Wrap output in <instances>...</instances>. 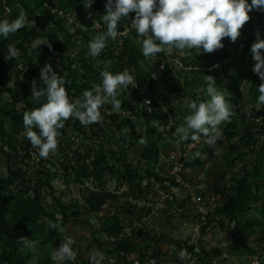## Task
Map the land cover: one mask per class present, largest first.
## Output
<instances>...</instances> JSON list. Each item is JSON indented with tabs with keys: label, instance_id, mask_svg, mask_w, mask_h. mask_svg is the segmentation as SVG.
Here are the masks:
<instances>
[{
	"label": "trees",
	"instance_id": "1",
	"mask_svg": "<svg viewBox=\"0 0 264 264\" xmlns=\"http://www.w3.org/2000/svg\"><path fill=\"white\" fill-rule=\"evenodd\" d=\"M247 3L251 4V0H247ZM105 4L106 0H94L92 7L86 10L82 0H0V21L7 19L11 23L18 17L22 8L27 13L28 21L35 22V27L28 23L7 38L0 35V167L2 163L6 164V172H1L4 177L0 178V264H12L19 261L21 254H26L28 249L20 251L22 244L18 240L21 237L43 244L56 236L60 226L67 224L73 217L81 216L78 209L73 210V206L63 201L65 197L63 192L66 191L62 190L60 195H56L59 190L54 185L55 180L63 178L68 184L69 179L73 177V183L87 194L85 197L87 210L93 214H99L111 199L115 201L126 196L146 197L153 193V187L157 183L163 184L168 180L162 175L165 163L161 162L163 151L160 142L164 140L165 134L174 141H178L179 137L175 130H168L166 119L148 120L139 117L140 119H136L138 122H135L131 116L124 114L136 103L135 95L127 94L125 89H121L117 97L122 102L120 111H114L111 103L101 107L100 111L105 121L103 126L94 123L85 127L78 120L72 118L67 120L65 126L58 130L60 136L56 154L50 155L47 159L39 157V150L32 147L25 135L23 113L46 102L42 99L41 104L35 105L29 92L32 77H35L39 89L44 86L39 74L40 69L46 64H51L53 70L65 79V88L70 100L81 98L85 91L93 90L95 85H101L100 73L109 71L116 74L120 64L121 69L128 67L134 70L138 78L151 75L152 67L146 65L145 69H141V65L148 58L143 56L141 48L144 38L138 36L135 30L127 35L123 48L118 47L117 39L109 38L107 47L99 56L93 58L88 54V44L93 35L106 31V25L101 19L105 14ZM58 11L70 13L82 21L87 29L95 20L102 22L104 28L99 31L91 29L83 31L71 27L66 18L59 17ZM254 11L249 13L250 21L242 27L241 36H247L254 29ZM257 14L258 22H264V12ZM126 22L127 19L121 21L118 31L123 32L126 29ZM56 28L58 33L55 31ZM36 39H44L46 43H51V49L45 44L30 51L29 46ZM81 41L83 46L80 44ZM222 43L224 47L214 52L217 55L226 54L227 47L232 44L230 38H224ZM8 45L20 47L23 55L18 59L6 60ZM251 45L250 40L244 47L243 61L252 56ZM159 55L163 56V53ZM36 57L38 69H34L32 74L19 70L20 63L33 67ZM158 60L160 59L157 57ZM200 61L195 60L193 63L199 64ZM240 63L241 59L237 58L232 64L234 75L240 81L250 83L249 103L253 107L259 106L264 113V104L258 100L260 95L258 87L261 82L252 71H247L244 66L238 67ZM22 73L24 77L21 79ZM160 78L151 83L150 95L153 99L162 98L154 95V92L160 94L158 90ZM199 78L201 79V75L195 74L191 83H188L196 86ZM10 80L14 82L15 87H7ZM172 106L176 107L173 104ZM174 114L179 119L180 126H186V121L182 119V116L185 117L183 109H174ZM248 119L244 114L233 115L232 122L226 127L224 134L229 143V152L225 158V165L228 168L233 166L234 169L237 162H245L247 157H250L251 163H254L252 170L240 164L241 167L234 171V176L228 182L223 183L226 179L223 175L212 187V190L222 198V204L214 210L213 215L219 219L218 223L222 228L233 229L235 226L236 232L240 235H250L251 231L257 232L256 228L260 221L248 218L253 209L256 208L257 211L260 209L259 213L264 217V121L262 125L250 121L247 124ZM139 121L144 122L147 127L145 133L138 130ZM163 123L165 131L162 134L159 133L157 126ZM191 135L192 133L188 141L191 140ZM137 144H140L139 149ZM71 152L75 154L74 158L70 157ZM204 160L190 161L187 166L189 168L194 165L200 166ZM30 169L32 173L29 172ZM107 177L116 181L117 191L126 187V192L117 196L109 188L106 189L103 180ZM88 183H92L94 188L90 189ZM48 196L52 198L50 205L46 203ZM124 209L127 212H134L126 206ZM106 220L103 231H111L117 235L119 218L112 217ZM259 239V243L264 242V228L260 230ZM234 241L237 251L240 250L239 255L255 252L253 248L240 245L238 240ZM117 245L127 252L134 249L125 242ZM221 251L215 248L209 253L205 250L203 252L205 255L219 256L222 254ZM203 264H211V259L205 257ZM261 264H264V261Z\"/></svg>",
	"mask_w": 264,
	"mask_h": 264
},
{
	"label": "clouds",
	"instance_id": "2",
	"mask_svg": "<svg viewBox=\"0 0 264 264\" xmlns=\"http://www.w3.org/2000/svg\"><path fill=\"white\" fill-rule=\"evenodd\" d=\"M82 2L87 10L92 7L94 0ZM254 10L264 12V0H251V4L247 3V0H106L105 14L101 17L106 25V31L99 32L89 42L88 54L93 58L99 56L107 47L109 38L116 40L118 36H122L124 33L118 31V26L122 20L130 18V13H135V17L131 19V27L135 28L138 36L145 37L142 41V53L145 58H155L160 53L171 54L173 50L181 56L188 55L185 50L192 49L197 50L199 54H212L224 47L222 43L224 38H230L232 43L237 41L242 34V27L250 21L249 13ZM28 23L34 25V21L29 22L27 13L21 8L18 17L11 23L7 19L0 21V35L7 38ZM93 26L99 27L96 21L93 22ZM255 35L256 41L251 45L252 59L255 62L252 71L261 81L258 87L260 93L258 100L264 104V39L260 38L259 31ZM42 44H48L51 49V43H41L36 39L32 41L29 50L40 48ZM20 55L17 47L9 45L5 59H18ZM100 76L101 85H95L93 90L85 91L81 98L70 100L65 88V79L53 70L51 64H46L40 69V81H43L44 86L38 90L36 81L33 80L30 98L37 104H41L42 99L46 102L23 113L25 135L32 147L39 150V157L47 159L50 155L56 154L60 136L58 130L65 126L67 120L70 118L78 120L85 127L100 123L103 120L100 111L103 105L111 103L114 111H120L122 102L117 98L120 90L127 89L129 85L132 88L137 87V82L128 69L116 74L102 71ZM203 77L208 85L206 91L210 99L206 102L192 101L188 104L191 114L185 117L186 127L178 126L175 134L181 141H187L192 133L190 137L192 141L199 143L203 137L204 143L215 147L223 135L220 126L229 123L235 112L224 94L217 90L215 78ZM7 87H15L14 82L10 80ZM149 104L150 101L145 100L144 105ZM148 111L151 112L152 109L148 108ZM215 154H219V149ZM194 156L200 157V153L196 152ZM53 228L55 229V225ZM227 230L231 236L226 240L236 239L240 245L252 248L237 239V236L248 238L250 235H240L234 226L233 229ZM18 241L22 244L21 252L33 247L34 242L29 238L21 237ZM254 241L259 243L256 239ZM74 244L75 241L71 237L61 242L53 253V259L57 264L76 260L77 252L72 247ZM255 253L256 250L254 253L243 255H250L249 260L252 264V256ZM187 255L186 250H181L180 259H186ZM104 260V253L99 250L94 249L90 254V264H103ZM221 262L232 264L228 256ZM29 264H36L35 259ZM150 264H155V261H150Z\"/></svg>",
	"mask_w": 264,
	"mask_h": 264
},
{
	"label": "built area",
	"instance_id": "3",
	"mask_svg": "<svg viewBox=\"0 0 264 264\" xmlns=\"http://www.w3.org/2000/svg\"><path fill=\"white\" fill-rule=\"evenodd\" d=\"M58 15L66 18L69 26L87 31L83 22L77 20L70 13L66 14L58 11ZM129 17L126 29L123 31L124 34L117 38L119 48L124 47L125 38L130 31L135 30V28L131 27V19L134 16L129 14ZM95 21L99 27L93 26V21L89 29L99 31L104 28L102 22L99 20ZM143 38L145 39V37ZM14 46L23 55L22 49L16 45ZM116 54L118 55V52ZM166 65L167 63H162L158 70L151 73L147 80L144 77L138 78L137 73L131 68L121 69V64L117 72L128 69L137 82L136 88H132L129 85L125 89L127 94L135 95L136 103L124 114L131 116L134 120L140 119L139 117L148 120L163 118L166 119L165 123L169 130H176L180 124L178 122L179 119L174 114L172 104L176 106L178 103H169L164 98L153 99L149 94L151 83L157 80L160 73L163 74ZM18 67L19 70L25 73L29 69L28 66L22 65V63ZM23 77L24 73L21 74V79ZM29 92L31 94V85H29ZM145 100L150 101V104L144 105ZM32 102L38 105L33 100ZM148 108H151L152 111L149 112ZM165 108L167 111H164ZM255 119L257 123L259 122L262 125L264 116L260 117V119ZM104 122L102 120L98 124L103 126ZM175 144L167 152L166 161H164L165 167L162 175L168 178L167 181L163 184L157 183L153 187V193L146 197L134 198L126 196L118 199L124 202L123 206L130 208L134 212H127L123 208L121 211L123 216L119 219L117 226L119 229L118 234L114 235L111 231L108 232L111 245L110 247L104 246V249H102L105 255L103 264H110V262L112 264H150V261H155V264H203L205 257L211 259V264H222L221 261L227 257V255L225 257L211 254L205 255L203 252L204 250L208 253L212 251L213 249L210 250L211 248L208 245L210 243L216 245L215 240L221 241L231 236V233L227 229L222 228L218 223V218L213 215L214 210L222 204V198L214 191L209 192L206 184V174L210 164L209 160L206 161L208 158H206L204 152L209 150L213 153L212 158L218 159L220 150L219 154H215L216 146H208L203 142V138H201L199 143L192 140L181 141L178 139ZM196 152L200 153V157L194 156ZM74 156L75 154L71 152L70 157L74 158ZM202 159L205 160L200 166L194 165L190 168L187 166L190 161ZM126 190L127 188L124 187L117 191L116 187H113L111 192L118 196L126 192ZM170 203L173 204L171 205ZM116 214L112 216L114 217ZM164 227H174V230L178 233L183 231L185 233L174 238L172 234L164 231ZM237 239L256 250V253L252 256V264H261V261L264 260V242L259 244L240 236H237ZM167 241H172L179 247V252L174 256L167 255L164 250L163 243ZM121 242L128 243L134 248L133 251L127 252L124 249H120L117 244ZM181 250H186L188 254L186 259H180ZM74 251L77 252L76 260L64 261L63 264H90V258L82 256L78 249ZM52 263L57 264V261L53 259Z\"/></svg>",
	"mask_w": 264,
	"mask_h": 264
},
{
	"label": "rangeland",
	"instance_id": "4",
	"mask_svg": "<svg viewBox=\"0 0 264 264\" xmlns=\"http://www.w3.org/2000/svg\"><path fill=\"white\" fill-rule=\"evenodd\" d=\"M257 13H258L257 11H254V16H255L254 29L251 32H249L247 36L242 35L237 39L235 43L229 45L227 47L226 54L217 55L216 53H212L209 54V56H207V54H199L197 50L192 49V50H185L188 52V55H184V56L179 55L176 50H173L171 54H163V56H160L158 54L153 59L148 58L147 61L144 62L143 65H141V69L142 68L145 69V66L147 65L149 68L152 67L151 73L156 72L162 63H167L163 74L160 73L158 75V77H161L160 78L161 82L158 86V90L160 91V94L157 95L154 92V95L166 99L169 103H178L176 107H174V109L177 110L183 109L184 116L186 117L187 115L191 114V109L187 107L188 104H190L192 101L206 102L208 99H210L206 91L208 85L203 76H213L215 78L217 90L224 94L225 99L229 102L230 107L235 112V115L240 116L244 114L249 118L247 124L250 121V122H255L257 125L259 122L257 123L256 122L257 120L255 118L260 119V117L264 116V113L261 112L259 106L255 105L253 107L251 103H249L250 97L248 96V91H249L248 88L250 86V83L247 81H240L238 78H236V76L234 75V69L232 68V64L237 58L241 59L242 61V63H240L238 67L244 66L247 69V71H252V68L254 67L255 62L253 61L252 56L247 57L246 60L243 61L242 55H243L244 47L246 46L247 42L251 40V43L253 44L256 41L255 33L257 31H259L260 33V38L264 39V31H263L264 22L261 23L258 22L259 16ZM130 14L135 17V13H130ZM31 26L35 27V22L34 25L31 23ZM126 26H127V22H126ZM57 29L58 28L55 29L56 32L58 31ZM91 35L92 34L90 33L89 36ZM94 37L95 34L93 35L92 38ZM40 41L41 43H46L44 39ZM80 44L83 46L82 41ZM30 47L31 45L29 46V48ZM74 52L77 53L76 50ZM157 57L160 60L157 61ZM34 60L35 61L33 67L29 66V69L27 70L26 74H32V71L34 69H38L37 57ZM195 60L196 61L201 60V61L199 64H195L193 63V61ZM216 65H218V67H213ZM138 72H140V70H138ZM195 74L201 75V79L199 78L200 81L196 83V86H192L188 82L191 83V79L195 77ZM144 78L147 80L149 79V76L148 75L144 76ZM257 79L259 80V82H261L258 76ZM31 80L36 81L35 77H32ZM38 88L39 87H37V89ZM149 94H150V88H149ZM185 117L182 116V119L185 120ZM0 120H1V113H0ZM135 122H138V120H136ZM231 122H232V117L229 123ZM229 123H224L220 126L223 135L222 138L218 140L216 143V148L220 150V156L218 157V159L212 158L213 153L211 151L208 150L204 152L210 164L206 174V178H207L206 184L209 192L212 191L213 185H215L218 181H220V178L223 175L226 177L223 183H226L232 176H234V171H237L239 166L240 167L241 165L242 167L248 166L250 170H252L254 166V163H251V158L247 157L245 162H237L236 167L234 169L232 168L233 166L231 168L226 167L225 158L229 152L228 151L229 143L226 140L224 131L226 127L229 125ZM164 125L165 124L163 123L157 126L159 133L162 134L164 133L165 131ZM137 127L139 132L141 133L143 132L145 133V131L147 130V127L142 121H139ZM176 142L177 141H174L172 138H170L168 135L165 134L164 140L160 142L163 151L161 156V162L166 161L165 153L169 151L168 149L175 146ZM139 148H140V144H137V149ZM133 153L135 154L134 150ZM59 158L61 160L62 155H60ZM1 172L2 173L6 172V164L4 163H2V167H0V178L4 177V175L1 174ZM29 172L32 173L33 171L30 169ZM69 181L70 183L68 184L65 182L63 178L54 181V185L59 190V192L56 195H60L62 190L66 191V193L63 192L65 195L63 201H65V203H67L68 205L73 206L72 207L73 210L78 209L81 213V216L79 218L73 217L67 224L60 226L57 230L56 236L50 239L48 242H45L43 244H40V242L39 243L34 242L33 247L31 249H28L25 255L21 254L19 261H15L12 264H29V262L33 259H35L36 264H50L51 261H53L54 251L59 248L61 242L65 241L69 237H71L75 241V244L72 246L73 250L78 249L79 253L86 258H90V254L94 249L104 252L102 250L104 249V246L110 247L109 245L110 234L106 231H103L104 223L105 221L109 220V219L106 220V218L112 219L113 214L117 213L114 217H118L119 219L123 216L121 211L123 210V208H125V206L122 205L124 202H122L121 200L114 201L111 199L108 205L105 208H103V210L99 214L89 213L85 202L86 200L85 197H87V194L84 193L79 186H76L73 183L74 182L73 177H71ZM103 181L105 183L106 189L109 188V190H111L113 187H115V183H116L115 180H111L107 177ZM87 186L90 187V189L94 188L92 183H88ZM46 203H48L49 205L52 203V198L50 196L47 197ZM257 208H260V206H257ZM259 212L260 209H258L257 211V209L255 208L248 216V218L251 220L260 221V225L256 228L257 232L251 231L250 237H248L250 241H254L255 239L260 241L259 234H260V230L264 228V217ZM164 231L166 233L172 234L174 238L179 237L180 235H184L185 233L184 231L178 233L177 231L174 230V227L173 228L164 227ZM215 241H216V245H212L211 243L208 245V247L211 248L210 250L214 249L217 246H221V250H222L221 256L225 257V255H227L229 257L230 263L251 264L249 260L250 255L240 256L238 253H236L237 248L234 240L232 241V239H227V240L225 239L221 241H217V240ZM100 243L103 245L100 246L101 245ZM163 245H165L164 250L166 251L167 254L176 251L177 245H175V243L172 241L169 242L167 241L163 243Z\"/></svg>",
	"mask_w": 264,
	"mask_h": 264
},
{
	"label": "crops",
	"instance_id": "5",
	"mask_svg": "<svg viewBox=\"0 0 264 264\" xmlns=\"http://www.w3.org/2000/svg\"><path fill=\"white\" fill-rule=\"evenodd\" d=\"M206 161H208V159H206ZM208 171V170H207ZM195 173V172H194ZM213 191V190H212ZM214 193H215V191H214ZM219 220V219H218ZM172 228V227H171ZM176 245V244H175ZM165 246V245H164ZM163 246V247H164ZM178 246H176V251H174V252H172V253H169V254H167V255H171V256H174L176 253H178L179 251H178ZM218 248L219 249H221V246H218Z\"/></svg>",
	"mask_w": 264,
	"mask_h": 264
}]
</instances>
